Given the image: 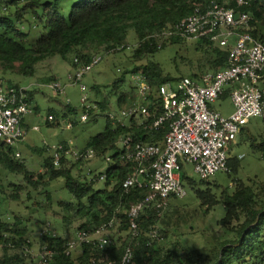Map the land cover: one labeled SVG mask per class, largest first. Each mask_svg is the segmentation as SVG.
Listing matches in <instances>:
<instances>
[{"label": "trees", "instance_id": "16d2710c", "mask_svg": "<svg viewBox=\"0 0 264 264\" xmlns=\"http://www.w3.org/2000/svg\"><path fill=\"white\" fill-rule=\"evenodd\" d=\"M65 1L5 0L4 8L9 7L10 4L17 5V8L13 13H9L0 7L1 68L34 75L38 62L54 53L69 61L74 68L77 65L75 57L85 63L90 61L95 52L109 53L127 49L125 44L129 43V29L134 28L141 43L133 48V55L137 58L146 56L148 59L145 63L135 66L132 71H143L154 85L166 81H177L184 75L176 76L171 72H164L162 65L150 57L167 44L181 42L185 38L172 36L163 39L161 46L158 45L160 40L158 37L149 36L145 40L142 39L189 15L193 12L195 5L200 4L206 7L212 1L234 6L237 11L249 12L251 15L249 26L240 25L236 29L249 31L264 40V0H247V3L241 5H238L237 0H73L67 15L60 11ZM19 2L24 3L18 4ZM39 6H42V12L38 11ZM41 24L47 26L48 31L37 34L35 27ZM196 41L197 47H203L208 53L206 61L209 69L215 71L227 65L229 46L206 38L196 39ZM119 45L124 46L117 49ZM200 74L202 73L194 72L189 75L198 77ZM54 78L57 76L51 75L46 80ZM126 82V71H123L120 76H116L112 82L106 84L105 88L110 85L107 92H104L97 82L92 84L93 100L98 104V107L91 111L92 119L97 120L99 111L104 112L111 107L109 97L114 87L119 90L114 93L117 107L126 105L134 97L135 85L131 84L127 87ZM14 85L20 86L18 83ZM28 92L33 102L34 92L32 89ZM223 96H228V92ZM37 109H39L38 106H36ZM76 112L77 106L71 103L65 104L62 114L50 109L49 113L54 114L55 121L47 120V123L51 125L57 121L59 124L60 116L66 117ZM72 120L73 124L78 123L77 119L72 118ZM247 125L242 131L249 129ZM167 129V123L159 128L147 129L134 124H115L106 115L104 128L90 135L86 143L82 145L83 148L94 147L100 156L110 151L116 160V162H109L105 169L99 171V173H106L102 187L95 186L98 179L90 178L86 170L85 174L89 179L86 177L82 179L73 173L72 168L81 164L83 160L75 161L70 166L63 160L62 164L57 166L54 165L50 155L43 161L45 170L39 172L38 178L35 179L34 172L27 167L26 162L16 158L15 146L2 140H0V163L9 171L22 174L28 183L35 186L39 183V177H46V182L63 177L64 187L71 195V199L61 200L62 206L68 210H74L75 214L87 217L79 228L94 229L116 215L120 228L128 230L127 210L132 203L145 197L148 190L135 186L128 192L123 189L122 182L129 173L130 165L119 162L120 152L116 141L121 134L131 132L136 138L159 143L162 142ZM248 138L252 149L259 151L264 157V125L258 133L250 132ZM33 149L41 154L47 150L45 147ZM236 163L233 156H230L228 165H234L235 169ZM182 178L184 184L195 186L196 179L193 177L185 174ZM207 182H210L209 177H200L199 183ZM12 185L14 186L12 196L18 198L19 191L23 187L17 183ZM196 189V194L202 199L205 198L207 189L200 187ZM222 198L226 212L221 220L229 223L232 219L239 220L241 217L243 219L239 224L231 226L236 232V237L218 241L217 257L194 258L187 252L179 251L178 246L162 251L156 244L157 238L151 234V229L160 216L154 206H148L138 217L139 234L132 243L134 250L132 264H264V180L260 183L258 191H255L251 185H240L233 192L225 189ZM27 232V227L21 226L18 220L0 219V241L4 242L1 248L3 251L0 254V264H18L25 260L20 247L27 239L25 238ZM126 237L121 241L116 238L114 244L106 249L84 244L78 254L60 252L45 264H93V258L107 255L119 256L126 243ZM43 240L51 245L62 247L67 237L59 235ZM9 241L14 244L12 248L7 245Z\"/></svg>", "mask_w": 264, "mask_h": 264}, {"label": "built area", "instance_id": "2783aa9c", "mask_svg": "<svg viewBox=\"0 0 264 264\" xmlns=\"http://www.w3.org/2000/svg\"><path fill=\"white\" fill-rule=\"evenodd\" d=\"M238 5L247 0H237ZM237 15V16H236ZM251 15L247 11H237L234 6L212 1L206 7L195 5L189 15L162 30L148 34L162 40L172 36L185 39L206 38L221 45L229 46L227 65L217 70H209L198 77L184 75L177 81L152 84L147 74L136 71L134 75L135 94L122 106L106 111V115L115 124H134L147 128H159L167 123L168 129L162 142H150L136 138L134 133L121 134L117 141L120 152L119 162L129 164L130 170L122 182L128 192L132 187L147 189L145 197L132 203L127 210L129 217L128 236L119 256H103L92 259L93 264H132L134 258L133 240L139 234L138 217L148 206H154L159 216L170 204L172 197L184 196L187 191L182 178L184 162H190L201 178L212 176L219 170H228L231 156L229 147L237 142L238 135L254 116L264 119V40L249 31H239L237 26H249ZM125 44L126 48L140 45ZM124 45L116 48L121 49ZM108 52H95L90 61L82 63L75 57L76 67L68 73V83L62 84L59 78L47 83L55 93H65L67 84L79 85L81 90V121H87L91 111L98 104L91 99L83 78L95 65L101 62ZM27 86L6 85L0 75V140L11 146L25 140L28 128L25 118L36 111ZM228 96L233 110L226 114L213 106V103ZM65 119V117L63 118ZM47 120L55 121L53 113ZM66 127H73L72 120L66 121ZM38 130V124L32 125ZM54 165L69 160H90L98 155L94 147L83 148L72 145L69 140L47 144ZM231 149V148H230ZM16 155H20L16 150ZM105 160L116 162L108 151ZM90 178L103 179L106 173L87 171ZM119 220V219H118ZM114 215L108 221L94 229L79 228L62 247L50 244L44 238L57 237L60 234L46 221L40 230L38 247L27 238L20 249L25 260L18 264H45L60 252L72 254L84 244H92L106 249L114 244L111 231L117 223ZM158 229L152 227V235ZM11 248L14 244L9 241ZM4 242L0 241V249Z\"/></svg>", "mask_w": 264, "mask_h": 264}, {"label": "rangeland", "instance_id": "374dc122", "mask_svg": "<svg viewBox=\"0 0 264 264\" xmlns=\"http://www.w3.org/2000/svg\"><path fill=\"white\" fill-rule=\"evenodd\" d=\"M72 2L73 0H66L60 11L67 15ZM23 3L19 2L18 4ZM4 6L5 0L0 2L2 9ZM16 8L17 5L10 4L9 7L4 8V11L13 13ZM37 9L42 12V6L37 7ZM25 14L27 15V13ZM35 29L37 34L48 31V27L43 26V24L35 27ZM128 39L130 45L138 41L134 28L129 29ZM197 45L196 39H185L181 42L169 43L157 50L150 58L159 62L164 72H171L176 76L189 75L194 72L204 73L211 70L206 61L208 53L205 52L203 47H197ZM133 48L111 51L105 54L103 60L85 74L83 82L87 85L92 99L94 96L91 89L93 83L97 82L102 90L107 92L110 85L105 88L106 84L112 82L116 76H120L123 71H126L127 87L131 84L134 85L136 72L132 70L135 66L145 63L148 57H135ZM72 70L73 67L70 62L55 53L38 62L37 71L34 75L21 74L0 67V75L3 77L5 84L7 77L11 76L14 80L29 85L27 87L34 92L33 104L39 108L28 114L26 120L31 125L32 123L38 124L40 129H29L25 140L15 146L16 150L19 149L20 152V155H16V158L26 162L27 167L34 172L33 177L35 179L38 178L37 174L39 172L45 170L43 161L46 156L51 154V149L41 154L36 152L33 149L34 147H45L47 149V144H55L61 138H67L72 145L82 146L90 135L104 128L106 111L117 107L114 93L119 90L114 87L112 95L109 97L111 107L104 112L99 111L97 120L90 117L87 121H81L80 116L83 109L80 101L81 90L79 85L67 84L65 93L59 94L47 86L50 80L46 79L51 75H56L62 84L68 83V73ZM66 103L77 106V112L66 115L65 119H63V115L60 116L59 124L57 121L51 125L48 124L49 110L54 109L62 114ZM213 106L226 114L233 110L230 97L218 99L213 103ZM72 118L77 119L78 123L73 124L71 128H67L65 123L67 120H72ZM263 125L264 119L260 116H254L250 119L247 125L250 130L242 131L237 137V142L229 147L231 156L237 162L236 168L234 169V165H232L229 166L228 170L217 171L209 177L210 182L199 183L200 176L194 170L193 164L184 162L182 175L186 174L193 177L196 179V184L193 187L185 183L187 193L184 196L172 197L169 206L153 226L158 229L157 235L153 236L157 238L158 243L156 244L162 251L174 249L175 246H178L179 251L182 253L187 252L194 258L208 256L213 259L217 257V243L219 240L237 236L231 226L239 224L243 217L239 220L232 219L229 223L223 222L221 219L224 217L226 209L222 197L225 189L233 192L240 185H251L255 191L260 189V183L264 180V157L259 151L252 149L248 136L250 132L253 134L258 133ZM104 156L105 154L90 160H83L81 164H77L72 168L73 173L82 179L84 177L89 179L85 174V170L88 171L92 167L94 169L92 171L95 173L108 166L109 163ZM72 163L73 160H69L65 164L70 166ZM104 179L96 180L95 186L102 187ZM46 180V177H39L38 185H32L27 182L22 174L11 172L0 163V219L18 220L21 226L25 225L28 231L25 238H30L35 248L41 242L39 233L46 221H50L52 227L60 235L72 237L79 226L87 219L86 216L75 214L74 210H68L62 206L61 200L71 199V195L64 187L63 177L47 182ZM12 183L20 184L23 187L19 191L18 198L12 196L14 189ZM195 187L207 189L205 198L202 199L196 194L197 189ZM117 221L111 231V236L114 239L119 238V241H121L126 237L128 230H122L118 219ZM2 251L0 249V254ZM79 252L80 249L76 250L75 254Z\"/></svg>", "mask_w": 264, "mask_h": 264}, {"label": "crops", "instance_id": "0c3cea01", "mask_svg": "<svg viewBox=\"0 0 264 264\" xmlns=\"http://www.w3.org/2000/svg\"><path fill=\"white\" fill-rule=\"evenodd\" d=\"M58 78V77H57ZM5 82H6V84L7 85H13L14 83H18V84H20V85H22V86H29V85H24V84H22V83H20V82H18L17 80H14V78L13 77H7V79L5 80ZM225 97H229V96H223V97H221L220 99H223V98H225ZM34 103V102H33ZM35 108H36V106H35ZM35 123H32V125H34ZM32 125H31V123H29L27 120H26V118H25V126L28 128V131H29V129H33L32 128ZM40 129V128H39ZM38 129V130H39ZM33 130H36V129H33ZM28 131H27V133H28ZM61 140H67V138H61L59 141H61ZM19 150V149H18Z\"/></svg>", "mask_w": 264, "mask_h": 264}, {"label": "water", "instance_id": "95a60500", "mask_svg": "<svg viewBox=\"0 0 264 264\" xmlns=\"http://www.w3.org/2000/svg\"><path fill=\"white\" fill-rule=\"evenodd\" d=\"M237 16V15H236Z\"/></svg>", "mask_w": 264, "mask_h": 264}]
</instances>
